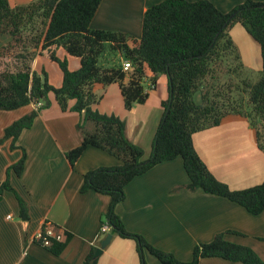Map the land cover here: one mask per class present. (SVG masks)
Segmentation results:
<instances>
[{"label": "trees", "instance_id": "1", "mask_svg": "<svg viewBox=\"0 0 264 264\" xmlns=\"http://www.w3.org/2000/svg\"><path fill=\"white\" fill-rule=\"evenodd\" d=\"M102 1L34 0L13 8L9 0H0V37L11 38L0 47V58L13 60V66L8 64L0 70V110L13 111L30 104L39 106L6 128L0 145L11 140V148H19L17 142L22 132L33 126L40 108L51 106L49 95L53 93L63 112L80 115L77 128L82 142L67 153L69 162L74 165L85 150L93 147L121 163L89 172L81 192L94 191L110 197L103 224L110 227L109 233L137 242L142 264H146L144 251L162 264H200L207 258L264 264L254 250L229 242L226 234L197 245L190 262L179 261L173 254L156 249L142 236L128 232L116 213V207L126 198V187L136 177L177 158L184 162L189 190L226 198L253 215L264 211V182L245 190H231L210 172L193 142L198 132L242 119L250 124L256 144L264 153V3L248 0L223 13L206 0H165L147 10L142 37L136 40L123 33L91 28ZM236 25L243 26L261 49L263 70L255 83L245 77L247 69L230 35ZM40 47L61 67L63 79L59 88L50 84L45 70L39 74L32 69ZM58 49H63L67 57L78 58L80 68L72 71L68 60L58 57ZM113 53L130 61L132 69L124 71L120 61L113 67L101 64L102 59L108 60ZM160 75L167 77L169 98L162 103L163 119L152 153L145 159L143 148L128 137L124 120L94 109L102 99L94 88L118 84L124 106L131 110L148 100L147 83L157 85ZM235 78L240 79L242 90L239 84L235 87ZM235 93L241 97L245 94L246 102L236 97L232 100ZM71 101H75L72 107ZM26 158L23 150L21 160L9 167L6 179L0 181V201L5 192H13L19 202L21 219L29 221L27 203L11 184L12 173L17 177L23 175ZM66 241H54L49 249L59 255ZM96 250L83 264H98Z\"/></svg>", "mask_w": 264, "mask_h": 264}, {"label": "crops", "instance_id": "2", "mask_svg": "<svg viewBox=\"0 0 264 264\" xmlns=\"http://www.w3.org/2000/svg\"><path fill=\"white\" fill-rule=\"evenodd\" d=\"M33 1L9 0V3L14 8ZM163 1L103 0L91 28L119 32L140 40L145 13ZM206 1L221 12L229 13L248 0ZM252 1L264 3V0ZM230 35L245 68L261 72V49L246 29L236 25ZM10 41L9 36L0 37V47ZM41 51L42 47L32 62V69L39 74L43 70L54 72L49 81L59 88L63 73L54 63H49L48 53ZM57 55L68 60L72 71L80 68V60L67 57L63 49H58ZM119 61L123 66L126 60L119 57ZM48 64L57 69H49ZM127 79L126 83L129 77ZM94 90L102 96L94 109L125 120L128 137L143 148L148 159L163 119L162 103L169 98L166 75L158 77L148 100L130 111L125 109L118 84L106 88L97 85ZM53 96L49 95L50 108L40 112L33 126L19 137L17 146L22 149L12 150L11 140L0 145V181L6 179L9 167L21 160L23 150L26 152L24 173L21 177L12 173L11 184L27 203L30 217L29 221L22 220L17 197L13 192L4 193L0 201V264H83L93 249H98L111 234L100 233L110 197L94 191L82 193L81 188L89 172L121 163L107 152L90 147L72 165L66 155L82 142L77 128L80 115L63 112ZM74 104L75 101L70 102L71 107ZM36 109V105L30 104L13 111L0 110V138L6 128ZM193 142L210 172L231 190H245L264 182V153L258 148L246 120L234 119L198 132ZM189 183L182 158L157 165L126 187V198L118 204L116 213L128 232L142 236L156 249L171 253L182 262H190L197 245L210 243L219 234H226L229 242L251 248L264 261V211L253 215L226 198L191 191L186 188ZM47 225L67 233L65 248L59 255L36 240ZM143 257L146 264H162L147 251ZM97 258L98 264H142L137 242L118 235H113L110 245ZM200 264L241 263L207 258Z\"/></svg>", "mask_w": 264, "mask_h": 264}, {"label": "rangeland", "instance_id": "3", "mask_svg": "<svg viewBox=\"0 0 264 264\" xmlns=\"http://www.w3.org/2000/svg\"><path fill=\"white\" fill-rule=\"evenodd\" d=\"M118 55V54H117ZM116 54H111V55H109L108 56V60H105V59H102L101 60V64H104L105 66H107V67H113L114 65H116V64H118L119 63V55L117 56ZM60 58V57H59ZM61 59H65V57L64 58H61ZM48 61H49V63H51V64H53L54 63V65H56V67L58 68V70L62 73V70H61V67H60V65L58 64V62H56V61H53V60H51L49 57H48ZM8 64L11 66L12 64H13V60H12V58L11 57H8V58H0V70H4L7 66H8ZM51 64H48L49 65V69H57V68H51L52 66H51ZM9 66V67H10ZM13 66V65H12ZM42 70V69H41ZM44 71V70H43ZM75 71V70H74ZM42 72V71H41ZM247 72H248V74H246L245 75V77H247V78H249L250 80H251V82L252 83H255V82H257L258 81V79H259V76H260V72L259 73H255V72H253L252 70H249V69H247ZM46 74L48 75V79H50L51 78V76H52V78H53V75H54V72H49L48 70L46 71ZM240 79L239 78H235L233 81H234V84H235V87H236V84L238 85L239 83H238V81H239ZM127 81H128V79H127ZM50 82V81H49ZM51 84V83H50ZM52 85V84H51ZM53 86V85H52ZM239 87H240V90H242V85L241 84H239ZM52 95H54L53 93H52ZM160 95V94H159ZM198 96L199 95H197V100H198ZM54 97V96H53ZM237 98L239 101H244V102H246V98H247V96L245 95V94H243V96L241 97V96H239V93H235V94H233L232 95V100H235L234 98ZM244 98V99H243ZM56 100V99H55ZM58 104V103H57ZM39 108V106H37V109ZM50 108V107H49ZM61 109V108H60ZM126 109V108H125ZM164 109V108H163ZM40 112H42V111H44V110H48V108H45V109H42V108H40ZM128 111H130V110H128ZM40 112L38 113V116L40 115ZM125 121V120H124ZM3 137V136H2ZM1 137V138H2ZM0 138V139H1ZM6 141H8V140H6ZM12 149V148H11ZM19 149H22V148H19ZM18 148H15V149H12V150H19ZM189 185V184H188ZM188 185L186 186V188L188 189Z\"/></svg>", "mask_w": 264, "mask_h": 264}, {"label": "built area", "instance_id": "4", "mask_svg": "<svg viewBox=\"0 0 264 264\" xmlns=\"http://www.w3.org/2000/svg\"><path fill=\"white\" fill-rule=\"evenodd\" d=\"M123 69L124 71H130L132 69L131 62L125 61L123 63ZM155 88H156V85L153 82L149 81L147 84V90L145 92L149 93ZM109 231H110V227L107 224L101 226V229H100L101 234H107ZM36 240L43 247L51 248L53 246L54 241L63 243L66 240V233L63 230L56 229L52 226L47 225L45 228H43L38 233Z\"/></svg>", "mask_w": 264, "mask_h": 264}, {"label": "water", "instance_id": "5", "mask_svg": "<svg viewBox=\"0 0 264 264\" xmlns=\"http://www.w3.org/2000/svg\"><path fill=\"white\" fill-rule=\"evenodd\" d=\"M113 239L112 234H108L106 238L102 241L101 246L96 250L95 257H99L103 254L104 250L107 248V246L110 245L111 241Z\"/></svg>", "mask_w": 264, "mask_h": 264}]
</instances>
